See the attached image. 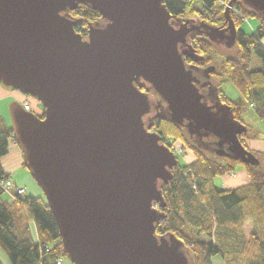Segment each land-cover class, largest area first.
I'll return each mask as SVG.
<instances>
[{
	"label": "water",
	"instance_id": "95a60500",
	"mask_svg": "<svg viewBox=\"0 0 264 264\" xmlns=\"http://www.w3.org/2000/svg\"><path fill=\"white\" fill-rule=\"evenodd\" d=\"M236 2L264 17V0H231L224 29L176 18L162 0H0V83L44 108L12 104L14 137L72 264H190L178 238L156 235L164 216L154 204L164 207L161 184L178 159L151 122L169 117L199 148L214 138L217 155L253 161L247 127L204 91L209 69L186 61L201 60L195 32L235 45ZM81 5L101 17L87 37L69 14Z\"/></svg>",
	"mask_w": 264,
	"mask_h": 264
},
{
	"label": "trees",
	"instance_id": "16d2710c",
	"mask_svg": "<svg viewBox=\"0 0 264 264\" xmlns=\"http://www.w3.org/2000/svg\"><path fill=\"white\" fill-rule=\"evenodd\" d=\"M162 1L172 16L184 21H204L217 28L228 25L225 11L231 0H198L200 7H193L191 0ZM69 14L74 20L84 21L75 27L83 37H87L91 23L101 21L99 13L87 5ZM231 17L237 28L234 47L238 51L221 61L219 68L215 66L219 54L217 43L199 35L189 43L195 57L201 59L196 64L209 69L212 90L247 127L242 115L249 109L264 121V17L243 2L234 3ZM250 19H256L258 26L248 33L242 27ZM254 55L261 60V69H251ZM226 84L233 85L242 98L230 100L223 90ZM155 132L171 150L179 143L184 153L194 156L184 164L177 158L173 179L161 184L165 205H159V210L164 218L156 227V235L178 238L185 246L190 264H213L215 257L225 264H264V153L251 151L246 146L243 138L248 133L241 139L253 155L250 163L231 156L217 155L222 161L210 158L207 152L222 153L217 140L204 141L210 151L199 148L187 129L169 117L156 121ZM12 144H17L12 125L0 116V162L9 154ZM240 166L246 170L249 184L232 190L215 184L216 178L233 174ZM23 167L26 168L25 162ZM7 180L18 185L0 163V249L12 264H58L60 260L65 264L67 256L59 227L46 199L31 198L27 194L11 199L1 186ZM0 264H3L1 260Z\"/></svg>",
	"mask_w": 264,
	"mask_h": 264
},
{
	"label": "rangeland",
	"instance_id": "374dc122",
	"mask_svg": "<svg viewBox=\"0 0 264 264\" xmlns=\"http://www.w3.org/2000/svg\"><path fill=\"white\" fill-rule=\"evenodd\" d=\"M184 1H190V0H184ZM193 7H200V2L198 0H191ZM232 10V9H231ZM197 21V20H195ZM198 22V21H197ZM258 26V21L256 19H250L249 22H247L242 29L248 33H250L252 30L256 29ZM227 27V26H226ZM226 27L220 28V29H224ZM218 60L215 63V66H217L219 68L221 61L225 60V58L230 57V56H234L236 54V52L238 51L237 46L234 47H228L226 44L223 43H219L218 46ZM262 67V63L261 60L257 57V56H253L252 58V62H251V69L252 70H257V69H261ZM223 90L225 91L226 95L233 100H236L238 98H242V95L240 94V92L231 84H226L223 87ZM24 98H28V101L30 102L31 105V109H32V113H34L37 116H42L44 113V108L42 107V105L40 104V102L31 96H25L22 93H20L17 90H14L12 88L6 87L4 86L2 83H0V116H3L7 119L8 123L10 125H12V119H11V112H10V107L12 104L17 103L19 105L22 104ZM252 116H255L254 111H252L251 109L247 110L246 112L243 113L242 118L244 120H246L248 122V124L250 126H253L252 123ZM263 124L262 130L264 131V121L261 122ZM248 133V139L251 140L253 139L251 136H253L254 134L252 133V131L250 132H246ZM251 137V138H250ZM263 145V141L264 138H262L261 140ZM249 142V141H248ZM176 156L179 159L181 164L184 163H189L191 160L194 159V156L192 155V153H184V150H182L181 148V144L177 143L176 144ZM208 156L210 158H213L215 160H219L222 161L221 157H218L217 154L211 153V152H207ZM244 169L242 166H240L236 172H238L239 170ZM12 180L13 182L17 183L18 185H22L25 186L27 189V195L31 198H45V195L42 191V189L39 187V185L37 184V182L34 180V178L32 177V175L30 174V172L28 171L27 168L22 167L21 169H19L17 172H13L12 174ZM221 184V180H216V185H220ZM160 209V207L158 208V210ZM31 230L35 233V227L34 224L31 223ZM2 253H4L5 258L8 260V262L10 264L11 261L9 259V257L7 256V254L1 249ZM71 262L69 261L68 258L65 259V264H70Z\"/></svg>",
	"mask_w": 264,
	"mask_h": 264
},
{
	"label": "crops",
	"instance_id": "0c3cea01",
	"mask_svg": "<svg viewBox=\"0 0 264 264\" xmlns=\"http://www.w3.org/2000/svg\"><path fill=\"white\" fill-rule=\"evenodd\" d=\"M262 43L264 45V39H263ZM224 93H225V91H224ZM238 99H240V98H238ZM238 99H236V100H238ZM230 100H233V99H230ZM242 120L247 125V129H248L247 131H252V133L254 134L253 136H251L253 138L251 140L248 139L249 138L248 136L243 138L246 146L251 151L264 153V143H263V145H262V143H259V142H262L261 140H262V138H264V131L262 130L263 124L261 123L262 120L258 119L256 115L252 116L251 120H252L253 126H250L248 124V122L246 120H244L243 118H242ZM0 163H1V166H2L3 170L5 171V173L10 174V175L13 172H17L19 169H21L23 167L24 161H23V155H22V151H21L20 147L17 144H12L10 146L9 154L6 157H4ZM217 179L221 180V184L217 185V186H219L225 190L237 189V188H240L242 186L249 184V182H250L249 176L247 175V172L245 169H241L238 172H235L233 174L218 177L215 179V184H216ZM0 260L2 261L3 264H10L8 262V260L5 258V255H4V253H2L1 249H0ZM212 262H213V264H225L218 257L213 258Z\"/></svg>",
	"mask_w": 264,
	"mask_h": 264
},
{
	"label": "built area",
	"instance_id": "2783aa9c",
	"mask_svg": "<svg viewBox=\"0 0 264 264\" xmlns=\"http://www.w3.org/2000/svg\"><path fill=\"white\" fill-rule=\"evenodd\" d=\"M22 107L25 111L27 112H31V105L30 102L28 101V98H24L23 102H22ZM253 107V106H251ZM176 145L173 147V152L176 153ZM183 150V149H182ZM1 186L3 188V190L5 191V193L11 198V199H16L17 197H24L27 194V191L25 190V188L21 185H14L12 183V181L7 180L5 182L1 183ZM154 208L158 209L159 205L158 204H154ZM62 260L58 261V264H62Z\"/></svg>",
	"mask_w": 264,
	"mask_h": 264
},
{
	"label": "flooded vegetation",
	"instance_id": "af4514ba",
	"mask_svg": "<svg viewBox=\"0 0 264 264\" xmlns=\"http://www.w3.org/2000/svg\"><path fill=\"white\" fill-rule=\"evenodd\" d=\"M195 24H199L200 22H194ZM192 25V24H191ZM197 35V33L195 32V35H193V36H189V40L191 39V38H193V37H195ZM186 59H188V60H190V61H193L192 63H189V65H193V66H197V67H199L201 70H205L206 68H201L200 66H198L196 63V61L195 60H193L192 58H190V57H186ZM195 63V64H194ZM205 92H207V93H209V98L210 99H212L214 96H216V94H217V92H214L213 90H212V88L211 89H205L204 90ZM212 97V98H211ZM160 110V109H159ZM158 113V111L157 110H153V112H152V114H150V115H148L147 117H145V121L147 122V123H150L151 121V119H153V117H155L156 116V114ZM154 121L153 122H151V124L153 123L154 124V128L151 130V132H155V125H156V121L157 120H161V119H153Z\"/></svg>",
	"mask_w": 264,
	"mask_h": 264
}]
</instances>
